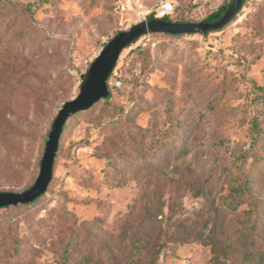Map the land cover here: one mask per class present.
I'll use <instances>...</instances> for the list:
<instances>
[{"label": "rangeland", "instance_id": "obj_1", "mask_svg": "<svg viewBox=\"0 0 264 264\" xmlns=\"http://www.w3.org/2000/svg\"><path fill=\"white\" fill-rule=\"evenodd\" d=\"M162 1L0 0V191L35 183L54 120L92 62ZM169 1L174 22L190 23L230 0ZM242 3L218 30L147 31L123 49L109 77L112 97L67 122L44 195L0 209V264H60L73 229L80 243L91 238L116 251L152 227L150 242L162 245L157 264H219L215 255L242 264L240 231L256 219L254 248H264V163L248 169L254 213L248 204L236 212L220 206L230 156L215 142L250 144L254 116L264 128V0ZM254 151L264 160L263 135ZM202 183L210 193L196 196ZM147 194L162 213L157 220L143 213ZM213 232L219 248L234 245L228 255L212 243L182 242L188 234L210 241ZM145 254L135 264H146Z\"/></svg>", "mask_w": 264, "mask_h": 264}, {"label": "trees", "instance_id": "obj_2", "mask_svg": "<svg viewBox=\"0 0 264 264\" xmlns=\"http://www.w3.org/2000/svg\"><path fill=\"white\" fill-rule=\"evenodd\" d=\"M235 0H230L229 2L225 3L224 5L220 6L217 10L212 12L208 17H206L203 22H216L222 19L229 9L234 4ZM246 0H243L244 4ZM241 12V7L237 11V13L231 18V20L227 23H231L233 20H235V16L239 15ZM152 19H159L155 16V12L149 14L148 20ZM165 21L174 22L173 18L171 16H166L163 18H160ZM218 30V29H217ZM153 33H156V31H152ZM210 31H206L205 34H207ZM142 34H146V32H143ZM141 34V35H142ZM172 34V33H167ZM172 35H179V34H172ZM140 36L131 42L127 47H129L132 43L136 42ZM4 40L0 39V49L2 50L4 48ZM114 70L112 71L110 77L113 75ZM108 89H109V95L107 97L102 98L104 99H110L112 97V92L110 89V84L108 80ZM93 107L85 110L89 111ZM71 118V116L68 118ZM67 121V122H68ZM67 127V123L64 126V130ZM264 136V128H262L260 119L258 116H254L252 119V124L249 128V136L251 138L250 144L247 143V141H236V142H230L226 140H220V142H215L218 145H223L226 149V151L229 153L230 161H229V168L224 173V179H226L228 182L227 188L228 193L222 196L221 204L223 209H226L231 212H236L238 209L248 204L251 206V213H254L255 208L257 207V202L252 201V191L255 185V178L253 175L249 173L250 169L249 167L251 165L255 164V161L258 163H264V160H262V157H259L256 151H254V146L258 142V139L261 136ZM251 159V160H250ZM235 170H232V169ZM31 187V186H30ZM29 187V188H30ZM27 188V189H29ZM26 189V190H27ZM209 190H207L205 184L202 183V185L199 187V189L195 192L196 196L199 195H206L207 193H210ZM44 194L34 199L32 202L23 203V204H16V205H8L1 208H7L10 206H17V205H32L35 204ZM143 204V213L148 216L149 221H153L152 218L157 220L159 218V215L155 213V207H156V200L154 197L150 195H144L142 199ZM0 208V209H1ZM259 228L258 221L255 219L252 222L248 224V226H245L240 231L242 236V242L241 246L238 247L239 251L242 253V264H264V248H254V244L257 240L256 238V231ZM152 227L143 236H139L136 233L133 234L131 237V241H133L134 246H131L130 249H127L125 247V244L119 245L117 247V252L110 250V246L108 244H102L105 245L104 247L101 246V244L98 246L96 242H92L91 238L85 239L82 241V243L78 240V229L71 230L69 237L67 239V242L64 246V249L61 254L60 264H75L80 262H86L89 263L91 259H97L100 264H105V261L114 260L117 258V256L120 258L121 256L124 257V260H126V264H135L137 261H140L142 259L143 253L145 254L146 264H157L159 257L162 253V245L157 242H150L149 237L152 236ZM130 232L125 233V239H128ZM212 238L211 240H207L203 234H196V237L192 236V234H188L186 236V240H182V242H188V240L196 239L200 240L202 243H212L213 250L215 251V254L217 251H220V249H223L227 252L232 251L234 248V245L230 243L229 245H225L224 248H219L218 243H220V240L218 238V232H213L211 234ZM138 236L139 238H137ZM129 237V238H130ZM190 237V238H189ZM122 240V241H125ZM152 245V246H150ZM87 252L84 254V252ZM83 252V253H82ZM215 259H217V263L220 264L218 261L219 257L215 255Z\"/></svg>", "mask_w": 264, "mask_h": 264}, {"label": "water", "instance_id": "obj_3", "mask_svg": "<svg viewBox=\"0 0 264 264\" xmlns=\"http://www.w3.org/2000/svg\"><path fill=\"white\" fill-rule=\"evenodd\" d=\"M242 0H235L227 14L219 21L210 22H169L162 19L144 20L130 29L120 32L93 62L88 81L84 83L78 96L64 103L54 120L45 152L41 161L40 173L35 183L22 192L0 191V208L32 202L44 194L53 178L54 163L60 145V139L68 118L78 112L94 106L109 95L108 80L124 48L136 40L143 32L162 31L172 34L213 31L223 27L237 13Z\"/></svg>", "mask_w": 264, "mask_h": 264}, {"label": "built area", "instance_id": "obj_4", "mask_svg": "<svg viewBox=\"0 0 264 264\" xmlns=\"http://www.w3.org/2000/svg\"><path fill=\"white\" fill-rule=\"evenodd\" d=\"M174 10H175V4L172 1L164 0L155 10V16L159 19L166 16H171Z\"/></svg>", "mask_w": 264, "mask_h": 264}]
</instances>
